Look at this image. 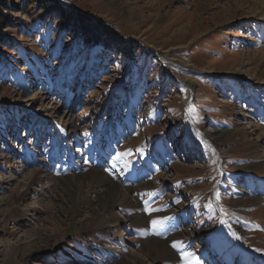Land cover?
Masks as SVG:
<instances>
[{
	"label": "rangeland",
	"instance_id": "1",
	"mask_svg": "<svg viewBox=\"0 0 264 264\" xmlns=\"http://www.w3.org/2000/svg\"><path fill=\"white\" fill-rule=\"evenodd\" d=\"M5 1L0 264H264V0H56L121 54L59 29L42 0ZM91 170L128 190L125 222L67 219L62 183ZM151 241L171 256L152 263Z\"/></svg>",
	"mask_w": 264,
	"mask_h": 264
},
{
	"label": "bare ground",
	"instance_id": "2",
	"mask_svg": "<svg viewBox=\"0 0 264 264\" xmlns=\"http://www.w3.org/2000/svg\"><path fill=\"white\" fill-rule=\"evenodd\" d=\"M221 136L222 135H219V137ZM252 167H256V165H253ZM42 178L49 179L50 177L46 173L40 172V175L34 173L27 180V185L31 186L33 183L35 182L37 183L38 181H41ZM71 182H72L71 187L68 186V183L66 184L62 183L64 193L68 195L66 200H64V203L65 206L70 209L72 215V216H68L67 219L69 221H73L77 219H80V221L82 222L84 221L82 224H80L79 227L83 228V230L86 229L85 231L98 228L107 223L108 224L112 223L115 225L121 222H125L123 218L121 220L119 219L120 217H116L115 215H112L114 208L116 206H129V207L135 206L134 204L135 202H132L128 197V190L124 191L114 184H109L107 179L97 170H91L87 172L85 175H79L77 177H74ZM101 186L104 187V192H102V194L98 198H96L95 201H93L95 202V207L90 209V211L86 210L87 212H84V209L88 204V201H90L89 195L93 192L95 188H99ZM27 193L28 190H26L23 193V195L16 198L15 199L16 201L14 200L15 203L17 204L19 201H21L22 197H25ZM4 202H5L4 199H0V206L4 204ZM252 202H254V200H250V203ZM108 212L111 214L108 217H106L105 214ZM82 213L84 216L81 217ZM132 222L138 223L137 221H132ZM70 226L71 228L78 227L77 224L76 225L71 224ZM42 241L47 243L50 241V238L48 237L42 238ZM144 250L148 251L147 255L144 256L150 261H152V263L157 262L158 260L163 258L167 259L171 256L166 246L159 241H151L146 245ZM121 263L132 264L125 262H121Z\"/></svg>",
	"mask_w": 264,
	"mask_h": 264
},
{
	"label": "trees",
	"instance_id": "3",
	"mask_svg": "<svg viewBox=\"0 0 264 264\" xmlns=\"http://www.w3.org/2000/svg\"><path fill=\"white\" fill-rule=\"evenodd\" d=\"M42 4L51 6L54 12L59 15V29L74 33L77 35V40L80 43L86 44L92 49L98 46L114 47V51L121 54L125 48L124 41L115 33L111 32L104 25L97 22L91 17L78 13L64 7L56 0H42ZM8 10V5L5 0H0V19H6L4 11ZM2 25L0 23V42L3 40Z\"/></svg>",
	"mask_w": 264,
	"mask_h": 264
},
{
	"label": "snow or ice",
	"instance_id": "4",
	"mask_svg": "<svg viewBox=\"0 0 264 264\" xmlns=\"http://www.w3.org/2000/svg\"><path fill=\"white\" fill-rule=\"evenodd\" d=\"M145 211H146L149 215H151L152 212L155 211V210L149 208V207L147 206V203H146V205H145ZM162 223H163V222L160 221V220H152V221H151V224H152V227H153V228H157V227H158L159 225H161ZM172 246H173V247H176V244H173Z\"/></svg>",
	"mask_w": 264,
	"mask_h": 264
}]
</instances>
